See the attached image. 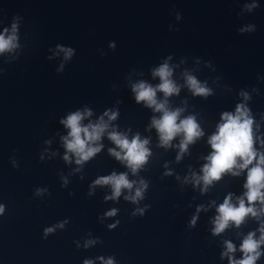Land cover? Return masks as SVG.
<instances>
[{
	"label": "water",
	"instance_id": "obj_1",
	"mask_svg": "<svg viewBox=\"0 0 264 264\" xmlns=\"http://www.w3.org/2000/svg\"><path fill=\"white\" fill-rule=\"evenodd\" d=\"M15 16L19 46L0 54V264H229L221 255L226 240L236 247L233 258H242L240 243L249 231L259 237L264 214L216 235L212 220L228 193L235 203L246 191L247 170L225 173L203 193L190 178L202 174L221 113L237 104L249 109L254 147L264 153V0H0V32ZM57 45L72 47V59L64 61ZM165 59L181 85L170 106L184 107L182 117L195 114L204 132L178 161L179 148L159 146L148 127L159 113L136 103L131 90L140 80L159 83L151 71ZM185 72L212 94L194 96ZM85 108L92 115L82 124L118 110L109 131L149 138L152 154L136 175L109 154L116 145L106 133L101 151L82 166L70 152L65 161L69 129L60 121ZM113 171L137 184L105 199L111 187L93 182ZM141 179L144 198L125 200ZM46 228L53 231L45 235ZM256 264H264V245Z\"/></svg>",
	"mask_w": 264,
	"mask_h": 264
},
{
	"label": "clouds",
	"instance_id": "obj_2",
	"mask_svg": "<svg viewBox=\"0 0 264 264\" xmlns=\"http://www.w3.org/2000/svg\"><path fill=\"white\" fill-rule=\"evenodd\" d=\"M256 5H248L251 9ZM180 17L177 16V19ZM19 16L13 18L10 30L4 28L0 32V54L10 52L17 48L18 39V23ZM254 25H249L248 29H240L241 32L251 31ZM110 48H114V43L109 44ZM57 49L64 54V61H69L74 56L75 50L72 47H63L57 45ZM104 53H102L103 55ZM169 57L168 59H170ZM168 59H165L158 67L152 69V76L159 77V83L153 85L144 80H140L131 85V90L135 96V102H143L145 107L152 109L159 116H152L149 128H155L159 146L168 148L170 146L178 147L177 161L181 159L182 154L188 151V146L194 144L195 141L204 135L203 129L196 119L195 114L181 116L185 111L184 107H171L169 97L178 95L181 85L177 84L172 78L173 68L169 66ZM64 65L57 69L61 72ZM185 84L194 96L208 97L212 94V89L201 83L196 77L185 72ZM163 93V97L157 96V93ZM241 95L247 100L248 94L241 92ZM184 103V102H182ZM92 115V112L85 108L83 112L77 110L71 112L66 118L60 122L69 129L68 135L62 137L64 147L66 149L64 159L69 160L67 153H72L76 157V164L83 165L89 161L103 147L99 141L102 136L107 134V138L116 145V148H109L108 152L118 161L125 164L133 175L147 163L151 150L148 147L149 138H141L139 133L132 135L129 139L126 133L116 130L115 126L109 131V122L117 119L118 110L105 111L95 123L89 121L82 124V120ZM104 116L108 117L105 121ZM254 120L250 115L249 109L243 104H237L235 112H222L220 122L216 125V130L208 137V144L212 151L204 157L206 163L201 167V175L192 172L190 181L193 187L200 185V191L206 192L214 181H219L225 173H231L233 176L240 175V171L246 169L247 176L243 187L246 191L242 196L235 198L233 203V194L228 193L221 204L216 206L217 215L212 220L214 227L212 233L214 235L222 233L230 224L239 227L244 223L246 217L251 216L260 219L264 214V153L258 151L254 147ZM180 137L178 145H172V141ZM259 140V137H255ZM119 149V150H117ZM170 174L166 172L165 175ZM189 182V177H185V183ZM94 185H108L111 187V196L105 199L115 200L121 195L122 190H132L137 181L129 180L126 172L116 173L113 171L110 175L98 177ZM139 186L135 188L134 193L126 195L125 200L133 203L144 198L145 189L148 183L141 179ZM43 190L37 189V192ZM247 202V203H246ZM213 204L215 201L212 202ZM257 203L259 207H257ZM204 208L203 205L197 207V213ZM206 210V209H205ZM4 205L0 204V213H3ZM116 209L110 210L106 215L113 216ZM141 215L143 209H137ZM135 214V213H134ZM197 217L194 215L189 222V226H195ZM62 227L63 225H58ZM110 227H112L110 225ZM45 235L52 232L53 228H46ZM260 233L256 237V233L249 231L240 243L239 250L242 258L234 259L231 255L236 251V247L230 241H225V251L222 256H227L229 264H256L261 257V245H264V221L260 223L258 228ZM88 243H92L89 241ZM84 264H91V261H84ZM106 264H113L109 259Z\"/></svg>",
	"mask_w": 264,
	"mask_h": 264
}]
</instances>
